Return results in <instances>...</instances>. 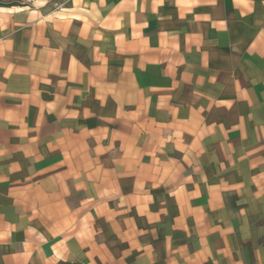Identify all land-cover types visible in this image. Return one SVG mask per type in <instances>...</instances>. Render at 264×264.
I'll use <instances>...</instances> for the list:
<instances>
[{
  "label": "crops",
  "instance_id": "obj_1",
  "mask_svg": "<svg viewBox=\"0 0 264 264\" xmlns=\"http://www.w3.org/2000/svg\"><path fill=\"white\" fill-rule=\"evenodd\" d=\"M0 6V264H264V0Z\"/></svg>",
  "mask_w": 264,
  "mask_h": 264
},
{
  "label": "rangeland",
  "instance_id": "obj_2",
  "mask_svg": "<svg viewBox=\"0 0 264 264\" xmlns=\"http://www.w3.org/2000/svg\"><path fill=\"white\" fill-rule=\"evenodd\" d=\"M1 3L7 4V3H15V0H0Z\"/></svg>",
  "mask_w": 264,
  "mask_h": 264
},
{
  "label": "trees",
  "instance_id": "obj_3",
  "mask_svg": "<svg viewBox=\"0 0 264 264\" xmlns=\"http://www.w3.org/2000/svg\"><path fill=\"white\" fill-rule=\"evenodd\" d=\"M15 3H7V4H3L0 2V6H11V5H14Z\"/></svg>",
  "mask_w": 264,
  "mask_h": 264
}]
</instances>
